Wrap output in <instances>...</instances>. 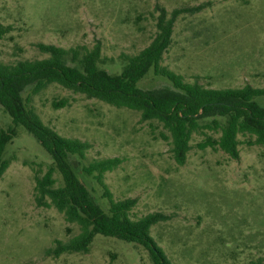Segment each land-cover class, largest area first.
I'll list each match as a JSON object with an SVG mask.
<instances>
[{
  "label": "rangeland",
  "instance_id": "rangeland-1",
  "mask_svg": "<svg viewBox=\"0 0 264 264\" xmlns=\"http://www.w3.org/2000/svg\"><path fill=\"white\" fill-rule=\"evenodd\" d=\"M183 12L174 23L162 65L210 89H264V0H0V63L46 58L39 44L91 49L99 43L112 59L100 67L123 68L119 56L136 55L156 34L157 9ZM169 86L153 71L138 83L143 90ZM27 90L23 97L30 94ZM67 106L53 108V102ZM42 122L65 138L90 143L76 169L93 160L118 157L122 164L105 174L114 200L134 199L133 219L158 213L164 219L151 237L172 264H264V147L239 136V159L218 150H200L205 131L191 137L186 163L171 153L168 133L138 112L117 109L52 84L31 97ZM16 133L4 152L9 168L0 179V264H151L140 245L97 235L87 253L46 255L56 240L78 234L54 208L37 207L35 176L50 157L0 106V130ZM80 171V170H79ZM57 185L61 177L56 172ZM107 211L102 190L79 174ZM69 230V231H68Z\"/></svg>",
  "mask_w": 264,
  "mask_h": 264
},
{
  "label": "trees",
  "instance_id": "trees-1",
  "mask_svg": "<svg viewBox=\"0 0 264 264\" xmlns=\"http://www.w3.org/2000/svg\"><path fill=\"white\" fill-rule=\"evenodd\" d=\"M200 9H179L171 13L164 8L157 9L154 38L138 54L119 56L123 64L119 74H110L100 67L112 59L103 57L99 43L91 49L39 44L37 48L46 58L13 65L0 63L1 108L12 124L30 134L51 160L45 172L35 176V203L37 207L56 209L68 224H75L79 230L67 241L56 240L46 255L58 258L63 254L87 253L95 237L100 235L140 245L148 252L151 264H172L151 237V229L164 217L151 213L133 219L131 211L136 201L114 200L105 183V174L119 168L123 160L118 157L93 160L76 169L75 162L86 159L90 143L60 136L30 107L31 97L52 84L117 109L138 112L144 122L156 121L168 133L162 137L170 140L171 153L179 166L186 163L195 133L218 134V138L207 136L197 148L218 150L233 160L239 159V136L253 139L247 142L249 146L264 147V89L249 85L236 89L205 88L198 82H185L183 76L162 65L178 16ZM5 33L0 27V38ZM151 70L169 86L140 89L138 83ZM27 90L31 92L24 98ZM67 104V100H62L53 102L52 107L63 108ZM15 136L13 128L0 130V179L10 166L3 157L5 149ZM56 172L61 177L60 185H57ZM80 173L92 178L101 188L107 211L80 180Z\"/></svg>",
  "mask_w": 264,
  "mask_h": 264
}]
</instances>
